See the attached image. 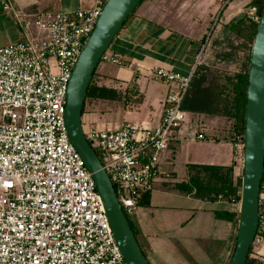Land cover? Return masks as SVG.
Segmentation results:
<instances>
[{
  "label": "built area",
  "instance_id": "1",
  "mask_svg": "<svg viewBox=\"0 0 264 264\" xmlns=\"http://www.w3.org/2000/svg\"><path fill=\"white\" fill-rule=\"evenodd\" d=\"M106 0L75 10L27 9L0 0L19 37L0 46V264H130L116 239L92 171L66 125L67 88L81 50ZM246 15L260 20L256 4ZM209 38V36H208ZM156 67L168 92L155 125L130 121L84 127L126 210L138 207L143 190L161 173L172 136L188 120L182 107L193 72ZM103 58L125 64L120 52ZM84 126V125H83ZM205 137L202 130L196 138ZM234 182L242 196L244 134L234 140ZM218 198L225 199L222 193ZM238 205L240 199L228 200ZM264 183L259 224L250 254L262 258Z\"/></svg>",
  "mask_w": 264,
  "mask_h": 264
},
{
  "label": "crops",
  "instance_id": "2",
  "mask_svg": "<svg viewBox=\"0 0 264 264\" xmlns=\"http://www.w3.org/2000/svg\"><path fill=\"white\" fill-rule=\"evenodd\" d=\"M17 6L75 10L96 0H13ZM252 0H143L114 38L108 53L120 52L125 64L102 58L93 76L98 85L121 91L123 98L90 97L83 125L116 126L130 121L157 124L169 86L153 76L156 67L188 73L205 39L230 31L228 24L246 15ZM247 16V15H246ZM14 19L1 8L0 46L19 37ZM231 122L224 115L188 111V120L171 138L161 173L143 190L130 215L152 264H228L239 222L217 214L238 210L235 203L202 198L188 184L227 183L234 179L235 147ZM202 130L205 137L196 138ZM188 260L181 249L186 251ZM264 252V246H263ZM185 256V257H184ZM264 262V255L259 259Z\"/></svg>",
  "mask_w": 264,
  "mask_h": 264
},
{
  "label": "water",
  "instance_id": "3",
  "mask_svg": "<svg viewBox=\"0 0 264 264\" xmlns=\"http://www.w3.org/2000/svg\"><path fill=\"white\" fill-rule=\"evenodd\" d=\"M142 0H106L94 29L76 61L67 88L69 136L92 171L121 250L130 264H152L140 244L101 157L87 138L83 111L91 78L126 19ZM264 176V7L251 50L244 129V169L239 227L228 264H246L259 224Z\"/></svg>",
  "mask_w": 264,
  "mask_h": 264
},
{
  "label": "trees",
  "instance_id": "4",
  "mask_svg": "<svg viewBox=\"0 0 264 264\" xmlns=\"http://www.w3.org/2000/svg\"><path fill=\"white\" fill-rule=\"evenodd\" d=\"M251 3L258 6L259 13L261 15L264 7V0H252ZM133 13L126 19L122 27L128 23ZM258 24L259 21L250 19L246 15L228 24V28L234 34V37L229 39L230 49L223 51L221 54L224 57H232L235 59L241 49H248L246 60L243 62L242 67L232 74H224L223 76L220 74L210 75L209 65L206 63H198L193 72L190 85L182 103V107L188 111L215 115L219 114L229 118L231 120V137L233 140L236 139L238 134H244L249 65L251 50L258 29ZM93 76L87 90L86 100L90 97L110 99L123 98L124 95H122L121 91L118 89L96 84L93 81ZM263 183L264 176L262 179V184ZM237 184H241V179L238 183H235L234 179H229L227 183L223 184H188L186 186V190H194V193L197 196L214 200L220 193H222L225 198L232 200L233 197L236 199H240L241 197L238 193ZM217 214L220 217L239 222L238 210L230 211L225 208L217 209ZM127 215L137 235L136 227L133 224L130 215ZM259 259L260 258L253 257L249 253L246 264H264V262Z\"/></svg>",
  "mask_w": 264,
  "mask_h": 264
},
{
  "label": "rangeland",
  "instance_id": "5",
  "mask_svg": "<svg viewBox=\"0 0 264 264\" xmlns=\"http://www.w3.org/2000/svg\"><path fill=\"white\" fill-rule=\"evenodd\" d=\"M211 34L209 38L207 37L205 39L203 51L198 63L208 64L210 75L220 74L223 76L224 74H232L238 71L242 67L243 62L246 60L248 49H241L235 59L232 57H224L221 53L230 49L229 39L234 37V34L231 31H228V29L220 30L219 34L215 36ZM229 123L231 122H227L226 124ZM181 251H183L182 253L186 256H184L185 260H188V245L186 251L183 249H181Z\"/></svg>",
  "mask_w": 264,
  "mask_h": 264
}]
</instances>
